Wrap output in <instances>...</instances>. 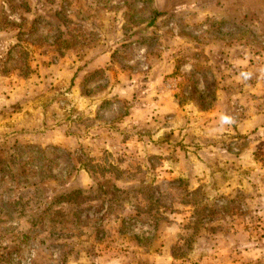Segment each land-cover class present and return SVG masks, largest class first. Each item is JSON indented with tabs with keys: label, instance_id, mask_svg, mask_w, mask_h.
Returning <instances> with one entry per match:
<instances>
[{
	"label": "rangeland",
	"instance_id": "obj_1",
	"mask_svg": "<svg viewBox=\"0 0 264 264\" xmlns=\"http://www.w3.org/2000/svg\"><path fill=\"white\" fill-rule=\"evenodd\" d=\"M0 264H264V0H0Z\"/></svg>",
	"mask_w": 264,
	"mask_h": 264
},
{
	"label": "crops",
	"instance_id": "obj_2",
	"mask_svg": "<svg viewBox=\"0 0 264 264\" xmlns=\"http://www.w3.org/2000/svg\"><path fill=\"white\" fill-rule=\"evenodd\" d=\"M148 82L150 83V81ZM159 82L161 83V81L151 84L148 83V85L144 88V91H142V103H140L141 105L137 104V108L139 105L140 110L136 108L134 112V116L136 118H139L143 121L147 118L149 119V117L152 116L155 108L160 113H165L166 111L176 113L180 110L175 96H172V92L170 94L169 91H160L158 89ZM166 101H168V104ZM151 103L154 104L151 105Z\"/></svg>",
	"mask_w": 264,
	"mask_h": 264
},
{
	"label": "clouds",
	"instance_id": "obj_3",
	"mask_svg": "<svg viewBox=\"0 0 264 264\" xmlns=\"http://www.w3.org/2000/svg\"><path fill=\"white\" fill-rule=\"evenodd\" d=\"M184 70L186 71H190V66L189 65H185L184 66ZM241 78L244 81L250 80L252 78V73L251 72H241L240 73ZM236 122L235 117L227 114V113H222L220 114L219 118H218V126H217V131L218 132H223L226 127H231L232 125H234Z\"/></svg>",
	"mask_w": 264,
	"mask_h": 264
}]
</instances>
